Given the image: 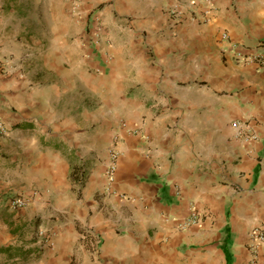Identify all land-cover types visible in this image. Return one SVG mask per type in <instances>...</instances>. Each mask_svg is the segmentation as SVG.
Returning <instances> with one entry per match:
<instances>
[{"label":"crops","instance_id":"0c3cea01","mask_svg":"<svg viewBox=\"0 0 264 264\" xmlns=\"http://www.w3.org/2000/svg\"><path fill=\"white\" fill-rule=\"evenodd\" d=\"M13 1L0 0L9 17ZM206 3L208 20L191 17L183 0H112L133 18L130 31L147 32L125 36L124 51L107 6L98 14L110 45L105 31L84 49L56 32L37 46L0 38V117L11 128L0 134L3 264H250L252 232L264 231V61L255 56H264V0L192 6L201 13ZM172 5L181 20L169 19ZM86 99L125 116L113 131L112 190L108 152L82 183L70 179L67 135L84 130ZM13 197L27 205L12 207Z\"/></svg>","mask_w":264,"mask_h":264},{"label":"rangeland","instance_id":"374dc122","mask_svg":"<svg viewBox=\"0 0 264 264\" xmlns=\"http://www.w3.org/2000/svg\"><path fill=\"white\" fill-rule=\"evenodd\" d=\"M123 1L124 0H122V2ZM183 1L185 2L183 7L187 8V12H191L190 16L193 18L199 16L198 18L200 19L202 12H198V9L192 5H197L198 2L200 3V1L202 2L203 0ZM47 2L48 0H42V3L37 5L35 0H20V2L19 0H15L13 1V5L15 6L14 8L16 11L11 13V17H9L10 14L7 12V10H0V16L4 20L0 27V38L6 40L8 44L13 45L14 37L17 36V39L20 40V43H29L30 46H37L36 41L42 40L41 42H45L47 37H49L51 34L53 35L54 32H56L58 35H60V33L65 34L70 48L73 49V46L76 47L77 41H79L80 47L83 48L84 46L81 45L84 42L83 40L87 39L92 41L91 39H96L102 34H100V32L105 31L103 35L107 36V44L110 45L113 43L112 38H109V29L105 27L103 28L104 24H101V19L99 18L98 14L99 9L104 6H107L108 8H115V10H112L114 12H110V20L112 22L113 29L116 32L117 42L119 43L122 51H124L125 36L133 34L137 31V33H134L136 34L134 35L136 37L145 36L147 33L146 30L139 31L138 29L130 31L129 27L132 26H129V24L130 20L133 18L131 15L118 16V14H116V10L118 9L117 6H110L112 0H102V2L98 3H89V1L84 0H51L50 3L54 9L53 14L51 13V10L48 9L49 7L46 6V4H48ZM148 2L150 3V0H148ZM1 6L2 7L0 8H3L5 4ZM8 6L9 7H7V9L10 8V5ZM205 6L207 8L209 4L206 3ZM137 9L138 10H136L135 14V17H137V24L140 22L144 25L146 22V13L143 12L142 8ZM155 9V6L150 9L152 10L150 16L153 17L155 14ZM165 12H168V15L170 16V18L168 17L169 19H174L173 14L170 10H168V6L166 7ZM7 18H11L10 22L14 24L13 27L9 25V23H7L6 26H3L6 24V22H8V20H10ZM206 20H208V18ZM97 21L98 24L96 23ZM54 22H57L55 28L52 27ZM60 22H62L63 25H61ZM95 71L100 73V69H95ZM107 97L108 96L105 94L102 97L100 96L101 100L99 101V104L104 105V100L108 99ZM100 98L97 97V100ZM85 106L86 112L88 114H86L84 130L81 131L79 126V130L76 128L69 130L67 135L72 144V146L69 147L68 153L70 154L69 157L71 164L70 179L73 184H80L75 182V178H72L71 176V171L73 169L77 170L78 168H81V172H84L82 176L84 181L88 171L87 166L90 165V162H94L95 158H98L99 156V158H103V155L106 152L109 153V149L112 144L113 146H117V143L120 139L114 138L113 131L120 118L125 117L119 114V111H116L114 107H110V109L107 110L102 107L99 108L98 103L90 100L87 101V99ZM95 115H98L99 119H97ZM77 151H79L82 156L77 154ZM75 191H77L76 194L78 195V198H81V187ZM44 207L52 209V205H45ZM58 217L59 215L55 214L51 217V219L56 220ZM55 220H51L50 223H54L53 221ZM41 221L42 220H40V224L43 223ZM1 223L2 222L0 219V225ZM39 232L40 229H38V234ZM47 234L51 235L50 232H47ZM44 244L49 245L51 242L48 240L47 242H44ZM2 258L3 257H0V264H3Z\"/></svg>","mask_w":264,"mask_h":264},{"label":"built area","instance_id":"2783aa9c","mask_svg":"<svg viewBox=\"0 0 264 264\" xmlns=\"http://www.w3.org/2000/svg\"><path fill=\"white\" fill-rule=\"evenodd\" d=\"M209 10H210V8H207L204 12H202V14L200 15L201 19L206 20V18H208ZM170 11L173 14L174 19H176V20L180 19L181 20L183 18V9L180 8V5H173L172 8H170ZM228 37L229 36H228L227 32L222 33L223 39L227 40ZM255 56L257 59L264 61L263 55L256 54ZM244 59L247 61V60H251L253 58L250 56H247V57L244 56ZM233 126L238 127L239 122L234 121ZM9 132H11V128H9V126L6 124V122L0 117V134H8ZM119 155H120V152H119L117 146L111 145V147L109 149V162H108L107 168L105 170V177H106L107 184H108V187L110 188V190L113 189L111 187H112V185L116 179ZM27 202H28V200L26 198L13 197L10 200V205L12 207L18 208V207H23V206L27 205ZM39 236L41 238V242H43V240L45 242H47L49 239L43 228H40ZM252 236H253L254 240H253V243L251 245L252 257H251L250 264H264V261L259 256V246L264 245V231L261 228L255 229L252 232Z\"/></svg>","mask_w":264,"mask_h":264},{"label":"trees","instance_id":"16d2710c","mask_svg":"<svg viewBox=\"0 0 264 264\" xmlns=\"http://www.w3.org/2000/svg\"><path fill=\"white\" fill-rule=\"evenodd\" d=\"M79 171H80V173H79ZM83 173L84 172H81V168H78L77 170L76 169H73L72 171H71V176H72V178L74 177L75 178V182H77V183H82V181H83ZM11 248H12V246H10ZM7 248H9V246L7 247ZM3 250H5V248H3L2 246L0 247V252H2Z\"/></svg>","mask_w":264,"mask_h":264}]
</instances>
